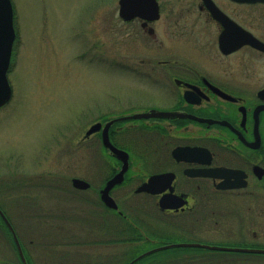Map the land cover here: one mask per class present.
Returning a JSON list of instances; mask_svg holds the SVG:
<instances>
[{"label": "flooded vegetation", "instance_id": "obj_1", "mask_svg": "<svg viewBox=\"0 0 264 264\" xmlns=\"http://www.w3.org/2000/svg\"><path fill=\"white\" fill-rule=\"evenodd\" d=\"M156 2V19L136 16L127 23L141 29L144 51L138 60L145 66L144 76L161 93L162 103L136 111L97 107L100 126L94 135L98 161L102 157L99 166L104 164L106 172L96 189L103 216L97 231L80 230L78 237L66 235L64 242L36 236L26 246L15 229L25 262L8 232L14 255L7 258L0 251L4 258L0 264H97V258L98 264H173L149 260L166 249L199 252L209 248L197 245L213 244L228 250H209L264 254L258 252L264 251L260 242L264 224L259 221L264 203L254 199L258 192L264 194V0ZM135 113L152 115L118 119ZM110 120H114L107 129L110 143L128 155L123 180L108 192L117 208L100 198L106 182L122 166L103 143ZM126 132L135 135V147L121 139ZM155 175L159 178L148 189L137 191ZM125 186L143 198L144 216L177 230L165 235L154 230L156 236L131 218L116 196ZM219 194L243 201L242 205L227 204L220 212L211 203ZM230 207L249 214L240 219L239 228H231L235 239L222 237L219 240L225 243H213L207 233L197 234L199 227L221 232L222 211ZM117 220L124 227L116 228ZM241 229L244 234L238 235ZM228 236L229 232L224 237ZM242 259L229 264H264L257 257Z\"/></svg>", "mask_w": 264, "mask_h": 264}, {"label": "rangeland", "instance_id": "obj_2", "mask_svg": "<svg viewBox=\"0 0 264 264\" xmlns=\"http://www.w3.org/2000/svg\"><path fill=\"white\" fill-rule=\"evenodd\" d=\"M11 2L17 36L7 71L12 97L0 107V209L24 245L29 246L36 236L64 242L62 238L78 237L80 230L96 232L103 218L96 189L106 172L104 164L99 166L97 136L81 139L96 122L97 107L136 111L161 104V93L142 73L145 66L138 59L144 51V36L139 26L119 17L118 0ZM121 139L135 147L134 134L126 132ZM73 178L84 179L91 187L76 189ZM116 196L131 218L156 236L177 230L144 216L145 202L130 186L119 189ZM257 198L264 203L263 192ZM242 202L230 201L225 194L214 195L211 201L220 212L222 206ZM248 217L244 208L234 212L230 207L222 211L221 232L199 227L197 234L207 233L213 243H225L219 239H235L231 228H239L240 219ZM260 220L264 224V211ZM114 222L116 228L124 227L119 220ZM243 234L239 230L238 235ZM260 242L264 244V231ZM10 244L8 233L0 227V251L7 258L14 255ZM186 250L192 249H166L149 261L229 264L242 258L264 260V254Z\"/></svg>", "mask_w": 264, "mask_h": 264}, {"label": "water", "instance_id": "obj_3", "mask_svg": "<svg viewBox=\"0 0 264 264\" xmlns=\"http://www.w3.org/2000/svg\"><path fill=\"white\" fill-rule=\"evenodd\" d=\"M147 14V15H145ZM118 15L120 18H122L125 21H129L134 17L139 18H145V19H156L158 15V6L156 0H118ZM16 38V32L13 24V6L11 3V0H0V106L7 103L12 95V89L7 79V71L10 66V60H11V54H12V48L13 44ZM155 112V115H157V111ZM151 112V113H152ZM151 113H136L129 117H123L120 119H126V118H140V117H147L149 115H152ZM112 123V121L108 122L103 130V143L104 145L110 149L111 152H113L119 159L122 160V166L121 169L117 174H115L111 179H109L105 185V187L101 191V199L102 201L108 205L109 207L116 208V204L113 201V199L109 196L108 191L109 189L116 183L121 182L123 179V174L127 169V154L126 152L119 150L115 148L108 139L107 136V128ZM99 123L92 124L87 131L85 132L84 136H89L90 134L96 132L99 128ZM159 176H153L149 179L147 183L142 184L138 190H145L150 187V184L157 180ZM72 185L75 188L78 189H87L89 187V183L82 179L73 178L72 179ZM223 187V186H221ZM0 217L5 222L6 226L8 227L15 245L17 247V250L23 260L25 262V259L23 257L19 241L17 240V237L15 235V232L7 220L6 216L0 209ZM207 247L210 249H227L217 246H207V245H198ZM231 249V248H230ZM234 249V248H233ZM258 252H264L258 250Z\"/></svg>", "mask_w": 264, "mask_h": 264}, {"label": "trees", "instance_id": "obj_4", "mask_svg": "<svg viewBox=\"0 0 264 264\" xmlns=\"http://www.w3.org/2000/svg\"><path fill=\"white\" fill-rule=\"evenodd\" d=\"M0 227H1V228H4V229L7 231V228H6V226L4 225V223H3L2 219H1V217H0Z\"/></svg>", "mask_w": 264, "mask_h": 264}]
</instances>
